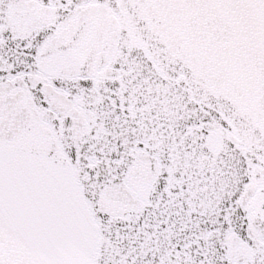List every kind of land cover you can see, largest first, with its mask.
<instances>
[{
	"label": "snow or ice",
	"instance_id": "snow-or-ice-1",
	"mask_svg": "<svg viewBox=\"0 0 264 264\" xmlns=\"http://www.w3.org/2000/svg\"><path fill=\"white\" fill-rule=\"evenodd\" d=\"M0 264H264V0H0Z\"/></svg>",
	"mask_w": 264,
	"mask_h": 264
}]
</instances>
